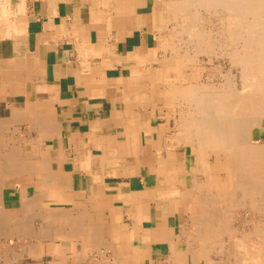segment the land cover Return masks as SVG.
<instances>
[{
	"label": "crops",
	"instance_id": "obj_1",
	"mask_svg": "<svg viewBox=\"0 0 264 264\" xmlns=\"http://www.w3.org/2000/svg\"><path fill=\"white\" fill-rule=\"evenodd\" d=\"M184 1L0 0V264L216 258L178 134Z\"/></svg>",
	"mask_w": 264,
	"mask_h": 264
},
{
	"label": "bare ground",
	"instance_id": "obj_2",
	"mask_svg": "<svg viewBox=\"0 0 264 264\" xmlns=\"http://www.w3.org/2000/svg\"><path fill=\"white\" fill-rule=\"evenodd\" d=\"M184 2V32L193 43L191 49L179 45L171 49L175 54L170 61L180 72L188 63L194 67L192 61L198 69L185 78L182 72L177 75L196 80L179 91L178 128L180 138L190 145L192 171L201 177L198 194L204 212L197 220L195 238L202 256L208 252L216 256L224 245V254L236 264H264V141L255 135L264 127V0ZM205 21L210 22L208 27ZM217 49H225L230 65L225 70L215 66L205 80L200 54L212 61ZM5 157L0 153V173ZM238 207L247 213L240 226L232 224ZM4 222L13 221L3 214L0 200V240L5 236ZM207 243L211 246L205 252ZM217 263L211 258V264Z\"/></svg>",
	"mask_w": 264,
	"mask_h": 264
},
{
	"label": "rangeland",
	"instance_id": "obj_3",
	"mask_svg": "<svg viewBox=\"0 0 264 264\" xmlns=\"http://www.w3.org/2000/svg\"><path fill=\"white\" fill-rule=\"evenodd\" d=\"M201 11V10H200ZM202 13L204 14V16L206 17L207 13H205L203 10H202ZM201 15V14H200ZM202 16V15H201ZM209 26L210 25V22L209 21H205V24L204 26ZM185 36L183 38H180L181 40V43L182 45H185L186 48L188 49H191L192 47V44L190 43V41L192 42L191 38L188 37V35L184 32ZM187 40V41H186ZM186 41V42H185ZM193 43V42H192ZM187 45H190V46H187ZM182 50H185V49H182ZM224 51L225 49H217L216 50V53L214 54V56L211 57L212 61H209V58L207 57V54L206 53H201L200 54V62H201V65L203 66L204 69L201 68L202 70V73L201 74V77L204 78L206 80L207 76H208V73L207 72H212V70H214L215 66H221V68H223V70L227 69L229 67V62H228V57L224 54ZM217 56V57H216ZM224 59V60H223ZM194 63V65L196 66L195 62L192 61ZM213 67V68H212ZM234 71H237L236 68L234 67L233 68ZM198 70H195V72H197ZM255 135L258 137V140L259 141H264V127L262 126L261 128L258 129V131L255 132ZM7 136V135H5ZM263 137V138H262ZM6 139V138H5ZM7 139L2 142L0 140V147H3L2 149H0V153H3V154H6L7 153V149H6V146H7ZM2 151V152H1ZM6 152V153H5ZM1 176H2V173H0V179H1ZM1 181V180H0ZM0 188H1V182H0ZM241 209L238 207L236 208V211L235 212L236 214L234 215V220L232 221V224L233 225H237V226H240L242 225V221L244 222V217L246 216L247 213L244 214V211H240ZM241 212V213H240ZM241 215V216H240ZM245 215V216H244ZM239 216V217H238ZM239 218V219H238ZM238 219V220H237ZM241 219V220H240ZM236 220V221H235ZM235 221V222H234ZM237 223V224H236ZM1 241V240H0ZM224 247V245H223ZM222 247V249L216 253V259L217 260H220V262H222V264H224L223 260L226 258V259H231L232 257L231 256H228L227 254H224V248ZM220 255H223V256H220ZM219 257V258H218ZM221 257L223 259H221ZM233 264H236V263H233Z\"/></svg>",
	"mask_w": 264,
	"mask_h": 264
}]
</instances>
